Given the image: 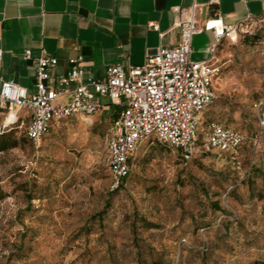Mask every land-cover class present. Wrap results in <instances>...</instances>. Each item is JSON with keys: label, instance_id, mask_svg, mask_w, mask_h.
Segmentation results:
<instances>
[{"label": "rangeland", "instance_id": "374dc122", "mask_svg": "<svg viewBox=\"0 0 264 264\" xmlns=\"http://www.w3.org/2000/svg\"><path fill=\"white\" fill-rule=\"evenodd\" d=\"M244 29L219 46L202 125L214 118L253 139L236 162L213 152L186 164L146 140L113 192L110 118H68L39 144L17 124L18 146L0 151V264H264V24ZM106 201L103 223L90 220Z\"/></svg>", "mask_w": 264, "mask_h": 264}, {"label": "built area", "instance_id": "2783aa9c", "mask_svg": "<svg viewBox=\"0 0 264 264\" xmlns=\"http://www.w3.org/2000/svg\"><path fill=\"white\" fill-rule=\"evenodd\" d=\"M219 1L209 0V5ZM204 5L194 2L189 7L174 8L179 15L174 25L181 32L177 46L161 47L144 64L128 70L121 64L112 65L103 79L91 76L83 65L85 57L78 55L70 58L69 72L60 75L56 84H51L50 73L57 66V58L46 50L35 56L28 49L24 58L36 64L34 90L14 80L1 79L0 133L17 124L24 126L20 113L28 111L30 120L26 133L39 144L61 121L103 111L104 100L120 105L105 138L111 189L118 188L129 174L130 158L146 140H157L175 149L184 161L209 152H236L249 137L217 120L202 127L204 113L217 99L214 82L221 71L217 54L222 41L236 42L245 26L262 21L248 18L228 24L215 12L200 22L198 14ZM150 25L158 29L153 22ZM203 32H212L215 40L209 58L195 60L192 58L194 37ZM66 94L71 95L70 102H59Z\"/></svg>", "mask_w": 264, "mask_h": 264}, {"label": "crops", "instance_id": "0c3cea01", "mask_svg": "<svg viewBox=\"0 0 264 264\" xmlns=\"http://www.w3.org/2000/svg\"><path fill=\"white\" fill-rule=\"evenodd\" d=\"M194 2L205 4L198 14L200 22L218 12L228 24L248 18L264 24V0H220L215 5H209V0H0V86L1 79H10L34 90L36 64L24 58L28 49L35 56L46 50L57 58V66L50 73L51 84L69 72L70 58L78 55L85 57L84 67L97 79H103L107 68L115 64L126 70L142 65L159 48L179 44L180 28L174 25L179 15L174 8L189 7ZM152 22L158 29L150 25ZM214 40L212 32L196 35L192 58H209ZM70 100V94L58 99L61 103ZM104 101L106 108L98 112L101 117L117 108ZM20 118L27 125L30 112L22 111Z\"/></svg>", "mask_w": 264, "mask_h": 264}, {"label": "trees", "instance_id": "16d2710c", "mask_svg": "<svg viewBox=\"0 0 264 264\" xmlns=\"http://www.w3.org/2000/svg\"><path fill=\"white\" fill-rule=\"evenodd\" d=\"M257 37H259L258 35H257ZM253 38H255L254 36H251V37H249V39H253ZM246 41V43H248V44H251V43H253L252 41H249L248 42V40H245ZM120 109H121V106L120 105H117V108L116 109H114L113 111H111V112H106V113H104L103 114V117H105V118H110V119H114L115 118V116L117 115V111L119 112L120 111ZM208 109V108H207ZM207 111V110H206ZM205 111V112H206ZM214 120V118H210L208 121H206V125L210 122V121H213ZM204 123V122H203ZM14 129H17V126H14L12 129H10V130H8V131H5V132H3V133H0V151H5V150H7V149H9V148H12V147H16V146H18V144H19V139L18 138H16V137H14L11 133H12V131L14 130ZM51 131V130H50ZM49 131V132H50ZM48 132V133H49ZM48 133H46V134H48ZM45 134V135H46ZM25 135H26V137L32 142V143H34L29 137H28V135H27V133H26V128H25ZM44 135V136H45ZM43 136V137H44ZM42 137V138H43ZM42 140V139H41ZM250 143H252V140L251 139H249L248 141H246L245 143H243L239 148H238V150L236 151V152H223V153H225V154H227L232 160H233V162H236V160H238V155H239V151L241 150V148L242 147H244V146H246L247 144H250ZM213 154V152H209V153H204V154H201V155H199V156H197V157H195V158H193L192 160H190V161H184L181 157H179L180 158V160L182 161V162H184V163H189V162H193V161H200V160H202V159H205V158H207V157H209V156H211ZM220 154H222V153H220ZM133 156H134V154L131 156V158H130V166H131V170H132V158H133ZM108 168H109V166H108ZM109 170H110V168H109ZM131 170H130V172H129V174L121 181V184H120V186L118 187V188H116V189H111V191H113V192H116V191H119V190H121L123 187H124V185H125V183H126V181H127V179L129 178V176H130V174H131ZM110 173H111V171H110ZM110 202L109 201H106V203H105V206H104V208L102 209V210H100L99 212H97L96 214H93V215H91L90 216V220H92V221H99L100 223H103V221H104V219H105V216H106V214H107V211H108V208H109V206H110V204H109ZM7 264V263H6Z\"/></svg>", "mask_w": 264, "mask_h": 264}, {"label": "bare ground", "instance_id": "6f19581e", "mask_svg": "<svg viewBox=\"0 0 264 264\" xmlns=\"http://www.w3.org/2000/svg\"><path fill=\"white\" fill-rule=\"evenodd\" d=\"M84 120H87V122H88L89 124H91V123L94 121V118L84 119Z\"/></svg>", "mask_w": 264, "mask_h": 264}]
</instances>
